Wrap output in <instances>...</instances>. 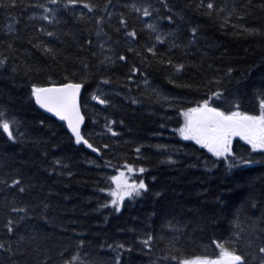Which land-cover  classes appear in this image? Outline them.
<instances>
[{
  "label": "trees",
  "instance_id": "trees-1",
  "mask_svg": "<svg viewBox=\"0 0 264 264\" xmlns=\"http://www.w3.org/2000/svg\"><path fill=\"white\" fill-rule=\"evenodd\" d=\"M90 2L103 8L105 0ZM208 2L225 11L220 16L213 12L210 17L203 9L185 8L188 0H169L173 12L181 10L183 16L170 23L162 19L169 13L158 0H112L108 11L113 16L105 18L103 27L115 54L123 52L127 62L116 61L99 71L92 68L81 97L86 118L82 133L93 147L109 145L100 154L76 144L67 126L40 110L30 91L33 83L47 86L61 82L67 75L65 68H78L71 58L90 56L96 50L83 53L77 44L89 37L98 43L95 16L101 13L89 15L83 10L85 17L78 20L76 14L81 8L75 10L76 14L61 11L56 18L59 23L50 24L40 18L41 9L0 10V59L6 58V64L0 66V108L16 118L19 133L24 134L21 138L14 132L18 138L12 141L0 130V180L4 181L0 183V242L12 249H0V264H63L74 255L78 259L73 264H116L118 254L120 264H168L165 257L172 254L216 253L212 241L230 240L232 221L237 217L244 231L236 246L255 253L254 259L249 256L250 264H260L257 249L264 244V236L257 238L248 229L253 220L264 216V151L252 150L237 139L232 143L235 155L255 163L229 169L223 158L217 160L207 149L176 132L183 123L178 109L206 99L217 87L223 96L214 106L225 109L238 104L241 111L259 114V101L264 99V0H204ZM25 3L46 4V0ZM145 3L159 10L153 11L151 18L133 7ZM233 8L236 11L229 17ZM120 14L126 19V30L137 31L135 44L124 39V30H114L120 27ZM241 15L243 19H238ZM148 24L156 25L161 33H174L172 39L166 37L163 44H156L155 57L144 50L150 33ZM233 25L238 27L234 29ZM190 27L199 28L198 38L185 47L191 39ZM243 28L256 31L233 34ZM46 32L56 35L48 37ZM38 42L61 50L62 55L53 59L42 48L34 47ZM172 44L178 47L172 48ZM129 46L141 51L150 62L142 64V57L126 51ZM161 56L171 59L173 65L183 63L184 69L176 72L173 66L160 64ZM65 57L70 59L65 61ZM95 63L90 59V64ZM133 64L143 75L138 73L133 77L135 83L125 85L122 81ZM229 67L233 72L224 76ZM82 75L80 72L75 77L76 82ZM102 76L112 80L111 84H101L109 94L102 98L109 99V105L91 99ZM217 76L223 78L219 85L213 81ZM107 120L114 122L110 126L117 135L107 131ZM138 146L139 153L135 151ZM57 159L66 167L54 168ZM108 161L121 169L125 163L145 169L143 173L134 172L132 178L137 182L143 179L147 193L125 198L120 212L111 205L100 207L111 197L99 189L108 187L107 178L116 174L106 166ZM17 176L26 189L24 193L10 186ZM254 202L256 208L252 207ZM22 207L26 213L12 211ZM9 219L14 222L11 233L5 227ZM260 227H264V221ZM149 234L153 240L145 247L141 241ZM250 239L253 245L246 248ZM117 244H123L124 249L118 250Z\"/></svg>",
  "mask_w": 264,
  "mask_h": 264
},
{
  "label": "snow or ice",
  "instance_id": "snow-or-ice-1",
  "mask_svg": "<svg viewBox=\"0 0 264 264\" xmlns=\"http://www.w3.org/2000/svg\"><path fill=\"white\" fill-rule=\"evenodd\" d=\"M164 9L169 13L167 16L162 17V19L168 20L170 23L174 22L175 18L183 19L181 15V10L173 12V6L169 4V0H158ZM51 5V6H46ZM45 3H37L29 5L25 3V0H0V10L7 11L11 13L16 8L20 7L22 9H41L40 18L44 21L51 23H59L56 19L61 11H67L69 14H76V9L81 8L82 10L76 14L78 20H83L85 17V12L91 15L94 12L99 11L101 14L95 16V26L96 30L94 36L98 43H95L94 40L89 37L83 40V43H78L77 48L83 53H89L90 49L95 48L90 52L89 55L74 57L71 58L74 62V67L78 65L77 70L69 71L67 68L64 69L67 72V75L63 77L61 82H51L47 86H38L33 83L31 85L30 95L34 98L35 103L39 105L40 108L47 110L50 113H53L62 121H66L67 128L70 130L72 135L75 138L76 144H83L88 149H91L93 152L100 154L102 149H107L109 145L104 144L101 147H93V144L85 138L81 130V125L85 120V116L81 111L80 104V95L81 89L85 86V83L88 77L91 75V69L95 68L96 71H99L101 67L107 69L111 67L116 61L127 62V56L121 52L119 55H116L112 48L111 37L105 32L103 24L104 20L107 17L109 20L113 16L111 11H108L109 7H112V0H105L103 8H100L98 5L93 4L90 0H46ZM195 7L197 10H204V14L212 16L213 12L217 16H220L222 12L225 11L224 8H214L212 2L204 3V0H188V3L185 5V8ZM135 11L142 13L144 17L151 18L153 11H159L158 9H153L151 3H145L142 7H136ZM236 9L233 8L228 12V16L231 17L235 13ZM238 19H243V16H238ZM226 23V19H225ZM119 28L114 29L119 32L124 30V39L131 44H135L137 40V31L135 29L126 30L127 22L123 14L119 15L118 20ZM146 27L150 30L148 37V44L144 46L146 53H150L153 57L157 55L156 44H163L165 38L172 39L174 33L167 32L161 33L156 25L148 24ZM221 27H224L222 24ZM238 26L233 25V28ZM37 31L44 32V28H38ZM256 30L243 28L242 31H234V35H242L243 33H254ZM191 39H189L185 47L193 45L196 43L199 33L198 27L189 28ZM154 34V39L152 38ZM48 37H53L56 35L54 32H46ZM8 47L11 48V43L8 44ZM34 47L42 48L45 54L50 55L53 59H56L58 55H62L61 50L53 49L47 44H41L38 42ZM172 48L178 47L176 44L171 45ZM126 51L128 53H134L137 57H142L141 63L146 64L150 61L147 56H143L141 51L135 47H127ZM206 55V54H205ZM65 61H68L70 58L65 57ZM90 59H95V65L90 64ZM160 64H167L173 66L174 71L179 72L184 69L185 65L183 63L173 65L171 59H166L161 56L159 60ZM6 64V58L0 59V66ZM15 70V69H13ZM31 70V69H29ZM40 71V69H36ZM82 72L83 75L80 78L79 82H76L75 77ZM233 72L231 67L227 68L224 76H230ZM143 75L140 73V69L133 64L126 74L124 80L122 81L125 85L135 83L133 77L137 74ZM222 77H214L213 81L219 85L222 83ZM112 80L109 77H101L100 83L97 85V89L94 90L91 94V99L97 101L100 105H109L110 100L106 97L109 95L105 93L101 84L108 85L111 84ZM143 83L147 86L148 81L146 78L143 79ZM138 87V86H137ZM130 90V89H129ZM99 93V94H97ZM159 95V93H157ZM223 96V91L217 87L216 91H213L208 95L206 99L196 101L190 107H184L178 109V115L183 118V123L180 125L176 132L184 139L194 141L196 145L201 146L204 149H207V152L211 153L213 157L220 160L223 158V162L226 164V167L231 169L237 164L250 165L255 163L252 159H245L242 157H237L232 150V141L234 137H240V139L247 142L251 146L252 150H264V99L259 101V114H251L246 111H241L239 105H230L227 109L214 106L216 101H218ZM130 98V97H127ZM215 98V99H214ZM133 104L137 103V100L130 98ZM114 122L107 120L105 127L107 131L113 136L117 135L110 125ZM122 123V121H121ZM43 125V122L41 121ZM0 130L7 135L9 140H17V135H14V132L19 133V122L15 117H10L6 109L0 108ZM20 137H23V133H19ZM135 151L140 152V146H138ZM171 161V157H169ZM207 163V162H206ZM106 166L113 168L115 170V175H111L107 178L108 187L100 188V192H107L111 197L106 204H101V208H107L109 205L113 207L116 212H120L121 206L125 198L135 199L140 197L143 194L147 193L148 186L145 184L143 179L137 180L132 178V174L136 171L143 173L145 169L140 167L139 169L134 168L132 164L125 163L120 167L112 165L110 161L106 162ZM53 167H66V165H61L59 159L55 160ZM71 175V173H68ZM0 183H4L3 180H0ZM10 186H16L19 189L20 193L25 192V187L22 185V181L17 176L14 179H11ZM158 195V193H157ZM257 203H253L252 207L256 208ZM46 208L47 205H44ZM13 212L17 213H26V208L12 209ZM23 217H21V220ZM264 221V216H261L252 221V224L248 231L250 234L255 235L257 238L264 236V227H260V223ZM19 220L16 221V224H19ZM14 222L9 219L5 225L7 231L11 233L13 231ZM234 232L232 238L228 241H212L215 245V248L218 250L213 255H183L181 253L172 254L170 257H165L168 261V264H250L249 256L251 255L253 259L255 258V253H250L247 250H241L236 246L237 238L240 237L244 229L240 228L237 219L232 221ZM238 229V231L236 230ZM259 230V231H257ZM23 239V237H21ZM153 240V237L149 234L147 238L141 243L145 247L150 246V242ZM79 245H83V241L79 242ZM253 241L250 239L247 241L246 248H251ZM109 249L113 248V245L108 246ZM118 250H123V244H117L115 246ZM131 246H129V249ZM0 249L5 251H11V245L7 248L5 244L0 242ZM258 253L260 254V264H264V244L258 246ZM175 251V249H174ZM78 259L77 255L72 256L71 261H64L63 264H73L74 261ZM116 264H120L119 254L116 256Z\"/></svg>",
  "mask_w": 264,
  "mask_h": 264
},
{
  "label": "water",
  "instance_id": "water-1",
  "mask_svg": "<svg viewBox=\"0 0 264 264\" xmlns=\"http://www.w3.org/2000/svg\"><path fill=\"white\" fill-rule=\"evenodd\" d=\"M82 93H83V88L81 89L80 104H81ZM37 106L39 107V105H37ZM39 109L42 110V111H43L44 113H46L47 115L54 117L58 122H60V123H64V124L67 126L66 121H62V120H60V119H59L58 117H56L53 113H50V112H48L47 110L42 109V108H40V107H39ZM81 111H82V107H81ZM82 113H83V111H82ZM83 114H84V113H83ZM85 121H86V118H85L83 124L81 125V130H83V128H84Z\"/></svg>",
  "mask_w": 264,
  "mask_h": 264
},
{
  "label": "rangeland",
  "instance_id": "rangeland-1",
  "mask_svg": "<svg viewBox=\"0 0 264 264\" xmlns=\"http://www.w3.org/2000/svg\"><path fill=\"white\" fill-rule=\"evenodd\" d=\"M242 142H245V143H247V142H246V141H244V140H243ZM255 151H264V150H259V149H257V150H255Z\"/></svg>",
  "mask_w": 264,
  "mask_h": 264
}]
</instances>
